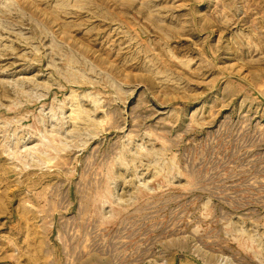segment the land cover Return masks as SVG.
Instances as JSON below:
<instances>
[{
	"label": "rangeland",
	"instance_id": "obj_1",
	"mask_svg": "<svg viewBox=\"0 0 264 264\" xmlns=\"http://www.w3.org/2000/svg\"><path fill=\"white\" fill-rule=\"evenodd\" d=\"M0 264H264V0H0Z\"/></svg>",
	"mask_w": 264,
	"mask_h": 264
}]
</instances>
